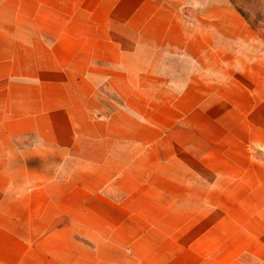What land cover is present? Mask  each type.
Segmentation results:
<instances>
[{"label":"crops","instance_id":"0c3cea01","mask_svg":"<svg viewBox=\"0 0 264 264\" xmlns=\"http://www.w3.org/2000/svg\"><path fill=\"white\" fill-rule=\"evenodd\" d=\"M207 8L0 0V264H264V56Z\"/></svg>","mask_w":264,"mask_h":264},{"label":"rangeland","instance_id":"374dc122","mask_svg":"<svg viewBox=\"0 0 264 264\" xmlns=\"http://www.w3.org/2000/svg\"><path fill=\"white\" fill-rule=\"evenodd\" d=\"M225 8L233 10L241 16L244 21L243 39L240 44L242 48L241 57L259 58L264 56V0H223ZM207 3V10L215 5L217 0H200ZM219 4V2H218ZM187 12L194 8L187 6ZM247 45V46H246Z\"/></svg>","mask_w":264,"mask_h":264}]
</instances>
